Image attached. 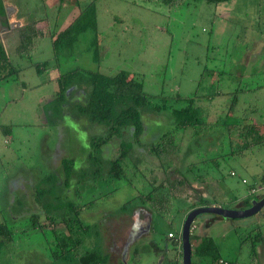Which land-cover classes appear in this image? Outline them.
I'll list each match as a JSON object with an SVG mask.
<instances>
[{
  "label": "rangeland",
  "instance_id": "rangeland-1",
  "mask_svg": "<svg viewBox=\"0 0 264 264\" xmlns=\"http://www.w3.org/2000/svg\"><path fill=\"white\" fill-rule=\"evenodd\" d=\"M57 2L16 0L37 16L44 12L43 18L52 33L72 19L69 13L75 5V10H81L95 2L100 62L96 63L93 57L95 35L90 30L73 46L60 47L56 57L50 33L35 41V46L24 56L17 54L22 44L20 38L4 42L6 53L20 72L0 82V217L8 218L9 226L15 230V241L0 253V264H52L44 235L30 229L20 233L27 229L28 223L22 218L20 221L10 218L11 205L17 200L26 201L24 207H17L28 215L38 212L31 193L42 177L59 172L64 158H74L77 164L88 168L90 164L84 163V159L89 152L90 137L102 136L104 132L102 127L89 124L83 117L75 118V114H71L74 118L65 114L61 117L56 114L53 121L49 118L51 101L58 91L54 79L59 74L77 68L99 69L107 75L130 72L143 82L149 95L169 97L168 103L173 108L185 105L184 101L175 100L177 94L189 97L197 92L200 97L195 105L205 119L217 109L221 111L219 115L226 114L236 96L237 106L232 114L235 119L264 114V0H228L216 4L180 0L174 8L159 0H79L77 4L71 0L66 10L59 5L57 9ZM46 61L50 67L39 74L33 63ZM83 100L79 92L70 96L71 102ZM165 116L168 115L145 113L141 140L149 144L166 133H174L176 139L182 135L179 154L157 160L134 141L130 128L124 129L122 137H115L102 150V158L112 160L119 156L121 141L133 142L135 155L149 162L141 166L147 175L150 169L160 173L161 166H168L165 179L169 183L182 176L187 179L180 187L181 195L165 210L155 211L140 198L151 187L143 171L140 174L144 178L133 175L130 162L126 181L90 177L84 184L76 185L79 189L74 186L73 192L78 195L71 198L79 206L88 204L81 217L90 224L98 223L111 264L119 261L182 264L180 247L175 250L166 234L172 231L175 237L181 233L187 214L198 207L200 198L216 203L211 206L242 209L247 197L253 194L264 197V142L260 140L257 125L244 123L249 127L241 137L248 136L244 139L248 145L253 141L256 144L240 159L210 161L230 150L220 145L222 127L205 130L200 138L192 139V130L183 134L172 129ZM5 128L11 130L10 135L3 132ZM216 161L218 166L212 167ZM130 200L133 201L127 209L121 210ZM258 229L264 234V208L245 219L202 214L193 223L191 239L197 245L204 236L212 237L222 258L249 264ZM56 230L67 233L62 223ZM150 242L167 248L156 252ZM136 249L138 257L131 260ZM256 250L258 264H264V244L258 243Z\"/></svg>",
  "mask_w": 264,
  "mask_h": 264
},
{
  "label": "trees",
  "instance_id": "trees-1",
  "mask_svg": "<svg viewBox=\"0 0 264 264\" xmlns=\"http://www.w3.org/2000/svg\"><path fill=\"white\" fill-rule=\"evenodd\" d=\"M166 6L174 8L180 4V0H159ZM207 3L226 2L228 0H202ZM63 2V0H61ZM97 8L95 2H91L80 10L79 16L63 31L56 35L52 40V46L55 57L60 52V47H70L78 42L80 36L87 31H93L95 38L92 41L93 57L99 64L100 56L98 52V28H97ZM40 33L35 30L34 26L22 34V44L17 49V54L24 56L35 46V41L40 38ZM39 74H43L50 67L49 61L44 63H33ZM20 69H17L12 59L6 53L3 44L0 42V82L8 81L13 76L18 75ZM17 77H14L16 79ZM54 81L58 85V91L55 98L51 101L49 118L53 121L56 114L60 117L64 114L75 118L83 117L89 124L99 126L104 129L102 136H91L89 140V152L84 159L89 167H83L77 164L76 159H62L61 168L55 174H46L34 188L32 199L38 212L27 214L21 211L26 201H15L11 205L10 218L16 221L22 220L28 223L27 229H22L20 233H26L28 229L38 230L44 235L46 242V252L52 264H111L110 253L107 252L102 239V232L99 225L90 224L89 221L81 217V213L86 205L79 206L73 201L72 197L77 196L73 189H79L76 185L84 184L87 178H104L107 180H128L129 171L128 162L134 167L133 175H138L142 171L145 174V181L151 187V191L144 196L142 200L151 205L154 210H165L180 195V187L183 186L187 179H182L169 183L167 179L168 166H161V172L157 173L150 169L147 175L141 168L143 164L149 162L143 157L135 155L134 143L130 141H121L120 153L115 159H103L102 150L115 137H122L123 130L130 128L134 141L144 147L147 153L162 161L166 158L175 156L181 151V137L176 139L174 133H166L159 137L155 143H144L141 138L144 134L143 115L146 114H165L167 120L172 125V129L181 130L183 134L192 130V139L199 137L205 131L213 127H222L220 130V145L230 150L226 153L209 159H228L229 157H242L244 152L254 147L256 143L248 145L244 139L248 136L241 137L248 130L243 120L235 119L232 114L237 106V96L235 101L229 106L226 114L219 115L221 111L216 110L208 116L207 119L202 117V112L195 105L196 99L200 97L197 92L192 96L184 97L180 94L175 96L176 101H184L185 105L180 108H173L168 103L169 97H153L144 91L142 81H139L132 73L121 71L115 75H107L97 70L74 69L64 74H59ZM79 92L84 98L81 102H71L70 96ZM207 97V95L205 96ZM155 99V100H154ZM67 110V111H65ZM215 114H218L217 117ZM213 118V119H212ZM63 118H60L61 121ZM64 122V121H63ZM260 130L261 142H264V123H254ZM262 124V125H261ZM259 125H261L259 127ZM3 132L10 135L9 128L3 129ZM226 139V140H225ZM102 154V155H101ZM86 160V161H85ZM151 165V163H150ZM218 162L212 163V167H217ZM62 181V186L60 182ZM75 186V188H74ZM256 197L254 194L243 201V208L251 205V201ZM134 200V199H133ZM125 203L121 210H126L128 203ZM198 207L216 205L200 198ZM19 208H18V207ZM193 206L191 208H195ZM18 210V212H17ZM42 213V214H41ZM2 212H0V216ZM44 218V219H43ZM20 219V220H19ZM8 218L0 217V253L7 250L14 243V227L9 226ZM64 224L67 233H58L56 227ZM258 228V227H257ZM154 227L151 228V230ZM156 230L154 229V232ZM169 233L174 236V232L169 231L166 234L167 241H171L172 247L181 250V235L169 237ZM97 239V240H96ZM93 242V244H91ZM252 261L249 264H258L257 262V245L264 244V234L258 229V233L252 242ZM87 244L90 246L88 247ZM150 245L156 252L165 251L166 246L161 247L155 242ZM81 252L79 253V251ZM139 250L136 249L131 257H138ZM195 260V261H194ZM239 264L237 261H228L222 258L219 247L214 238L204 236L197 245L192 243V264ZM117 264H128L119 261Z\"/></svg>",
  "mask_w": 264,
  "mask_h": 264
},
{
  "label": "crops",
  "instance_id": "crops-1",
  "mask_svg": "<svg viewBox=\"0 0 264 264\" xmlns=\"http://www.w3.org/2000/svg\"><path fill=\"white\" fill-rule=\"evenodd\" d=\"M57 1L59 2V4H55L57 9L59 5L60 8L64 10H66V8L69 6V3H71V0L69 1L63 0V2H61V0H57ZM75 1H76V4L77 2H79V0H75ZM22 7L24 6L17 4L16 0H1L0 1V42L3 44V46L6 40L10 41L16 37L22 39V34H24L25 31H27V29L30 28L31 26H34L35 30H37L40 33L41 35L40 38H42L44 35H49L50 33L52 40H53L55 39L56 35H58L61 31L65 30L80 14V10H75V7H77V5H75L72 8L71 12L69 13L72 19L69 22L65 21L63 23L64 25H62L61 28L60 27L57 28L56 31L52 33L48 31L49 24L45 22V18H43L44 12L42 16H37L35 15V13L33 14L32 11H30V9H26L25 7L22 9ZM64 10L63 12H66ZM257 87L259 89L260 85ZM255 98H258V96L257 97L255 96ZM255 108L256 107H254V109ZM243 122L249 125L251 123L253 124L254 123H264V114L261 113L260 116L247 117L246 119L243 120ZM261 125H259V127ZM260 133L261 132L259 130L258 135H260ZM232 174L234 173L232 172ZM177 264H179V262H177Z\"/></svg>",
  "mask_w": 264,
  "mask_h": 264
},
{
  "label": "water",
  "instance_id": "water-1",
  "mask_svg": "<svg viewBox=\"0 0 264 264\" xmlns=\"http://www.w3.org/2000/svg\"><path fill=\"white\" fill-rule=\"evenodd\" d=\"M264 208V197L254 198L251 205L242 209H226L221 206H202L191 210L181 229L182 264H192V226L202 214H212L224 219H245L258 214Z\"/></svg>",
  "mask_w": 264,
  "mask_h": 264
},
{
  "label": "built area",
  "instance_id": "built-area-1",
  "mask_svg": "<svg viewBox=\"0 0 264 264\" xmlns=\"http://www.w3.org/2000/svg\"><path fill=\"white\" fill-rule=\"evenodd\" d=\"M170 237L172 236L173 237V235L170 233V235H169Z\"/></svg>",
  "mask_w": 264,
  "mask_h": 264
},
{
  "label": "flooded vegetation",
  "instance_id": "flooded-vegetation-1",
  "mask_svg": "<svg viewBox=\"0 0 264 264\" xmlns=\"http://www.w3.org/2000/svg\"><path fill=\"white\" fill-rule=\"evenodd\" d=\"M1 1V0H0Z\"/></svg>",
  "mask_w": 264,
  "mask_h": 264
}]
</instances>
